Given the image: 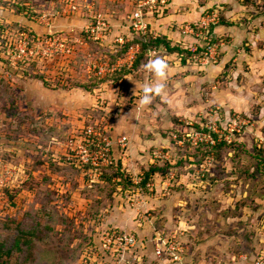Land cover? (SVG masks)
<instances>
[{"label":"rangeland","instance_id":"1","mask_svg":"<svg viewBox=\"0 0 264 264\" xmlns=\"http://www.w3.org/2000/svg\"><path fill=\"white\" fill-rule=\"evenodd\" d=\"M147 1L0 0V243L10 252L0 264L95 263L96 245L113 231L138 237V247L122 264H210L205 249L196 251L206 243L207 218L216 223L220 215L249 216L255 209V221L263 223L264 65L251 63L256 48L231 32L243 23L234 15L237 0L223 10L203 8L200 21L182 28L188 40L170 41L191 54L184 57L185 71L145 107L135 85L147 83L150 74L136 70L128 52L139 46L142 55V34L159 37L148 20L165 17L173 0L152 7ZM139 12L149 26L146 34L133 27ZM213 13L220 18L214 31L225 21L231 33L212 31L208 41L200 22ZM189 26L195 34H185ZM208 43L218 55L206 64ZM155 50L163 59L170 56L164 48ZM125 69L141 73L134 81H117ZM85 83L86 89L78 86ZM90 131L98 138L94 146ZM137 135L153 145L135 149ZM210 136L215 145L205 139ZM99 140L111 144L108 161ZM218 145V153L211 150ZM129 154L148 158L137 175L127 173L119 159ZM120 164L133 183L114 187L122 182L114 178L109 184L105 174ZM230 190L236 192L235 210L217 205L220 192ZM179 199L188 204L179 206ZM249 225L243 228L247 236L256 229ZM255 232L260 240L264 229ZM160 240L180 251L158 257ZM234 243L238 255L245 252L242 240ZM101 257L98 262L118 263Z\"/></svg>","mask_w":264,"mask_h":264},{"label":"crops","instance_id":"2","mask_svg":"<svg viewBox=\"0 0 264 264\" xmlns=\"http://www.w3.org/2000/svg\"><path fill=\"white\" fill-rule=\"evenodd\" d=\"M205 1L206 0H201V1L200 0H173V2L168 6L169 9L167 8L168 13L166 14L165 17H162L161 19L157 18L153 20H148V23L151 25L152 31L159 33V37L164 36L169 41H175L179 44H182L184 43L185 40H188L185 37H183V34H182L183 26H185L186 23L200 21L199 17L202 15L200 14V10H203V8H207V6L209 5H210L209 7L216 5L220 7L222 10L224 9L223 7L224 5L234 6L233 0H210L209 2L211 4H207V1L206 2ZM256 2L258 4L252 1L250 2L249 0H237L238 5H237V8L235 5L236 12L234 15L237 16V19L240 16L243 19V23H241L238 26L239 30H237V32L235 30H231L228 27V25L227 26L222 25L220 27H217L215 28L214 32L216 36L218 35V33L219 35L221 34L224 35L225 33L228 34L231 32L232 33L235 32L237 37L244 38V42H245L244 45L246 46H248L249 41L250 43L252 42V44L256 48V51L253 52L254 57L251 58V63H258L260 65H264V0H257ZM249 7H251V10ZM227 28H229L231 32L230 30L228 32L226 30ZM186 32L185 34H187ZM175 45L176 44H172V47L173 48L176 47ZM177 55L178 54H173V55H170L164 58L169 66L168 67V78H167L166 84L168 81H170L171 78L172 79L174 78V75L183 73L185 71V65L182 62V57L180 59H177L175 57ZM135 73H141V71L135 72V70H133L132 74L127 76L128 78L126 77L127 81H134L133 75ZM145 73H148V72H145ZM152 75L153 74H150V77L148 78L147 81L151 84H154L156 82V79L154 75L153 76ZM74 82H77V83L80 82L77 75L74 76ZM143 85L144 84H140L139 82V84L135 85V87L140 90L141 89L143 90L142 88ZM77 89L80 90L79 87H77L75 90ZM142 90L140 91V93H136V95L143 96ZM131 92L134 93V90L131 89ZM140 120L141 119H137V118L134 119V121L137 124L139 122H142V120L141 121ZM131 145L135 147V149L138 148L140 151H144V150L147 151L150 145H153V143H150L148 139H146L145 137H142L141 135H137L136 140H134L131 143ZM136 146H139V147H136ZM139 157L135 158V155L132 157V154H129V157L127 155V156H122L119 159L122 165L124 166V168L126 169L127 173L137 175L139 171L144 169L142 164L144 165L146 161H148L147 157H142V158L140 157L141 159ZM128 166L130 168H127ZM198 190L199 189H193L192 192L195 193ZM235 193L236 192L232 190H230L229 192L228 191L220 192V196L217 198L218 199L217 205L218 204L221 205L223 209L233 210L234 208L235 210L236 207L233 206V204L237 201L235 200ZM212 195L213 193L209 194L211 198H212ZM178 203H179L178 204L179 206H182L185 204L187 205L188 201L181 202V199H179ZM237 204L238 202H236V206ZM256 206H254L253 208H255ZM211 207L213 209L214 206H211ZM247 212L249 211H245L244 214L246 213V215H242V216L236 214L237 215L236 218H229L228 215L226 214L220 215L219 220L216 221V223H213V216L209 215L210 217L207 218V221L205 223L207 224L205 226V229L207 230H205L204 232V234H206L205 236L206 243L204 245H201L199 248H196V251L198 249H205L206 252H208L209 255L211 256L210 264H256L257 258L260 257L261 253H263V250H264L263 245H262V243L264 244V233L261 232L264 229V221L262 224L258 220L257 222L255 221L257 219L255 209H251L250 212H252V214H250L249 216L247 215ZM206 213L207 212H205V215ZM233 216H235V214L231 215L230 217H233ZM239 216L241 217L239 218ZM245 216H247L248 218L247 220L245 219ZM251 217H252V224L249 225V220L251 219ZM245 221L247 224L245 223ZM246 225H249L250 227H256V229L252 228L251 236L245 235L246 231L245 229L243 230V228H245ZM231 226H235V227H231ZM190 227L193 228L194 226H189V228ZM255 231L261 232L263 234L260 236V240H258V237H256ZM254 232H255V235H253ZM238 236H240L239 241L242 240L241 249L246 252V253L243 252L240 255H238L239 254L238 249H237V252L235 251V249L233 250V253L231 251V246L233 244V241ZM246 238L249 239L247 242H246ZM245 242L246 244L247 243L250 244L249 246L246 245V248H244ZM191 252H192L191 257L195 258L197 255L199 256L197 252H194V254H193V251Z\"/></svg>","mask_w":264,"mask_h":264},{"label":"built area","instance_id":"3","mask_svg":"<svg viewBox=\"0 0 264 264\" xmlns=\"http://www.w3.org/2000/svg\"><path fill=\"white\" fill-rule=\"evenodd\" d=\"M169 0H148L145 5H151V7L153 5H157V4H162V5H167L169 2ZM168 2V3H167ZM134 24L133 27L136 31L140 32V33H144L146 34L148 32V24H146L144 22L143 19V14L142 12L136 13L134 16ZM201 25L202 28L205 30L204 33V39L211 41V39L213 38L212 36V28L219 25L220 23V18L218 13H213L210 15L205 16L204 18H202L201 20ZM187 32L188 34H195V29L192 26H189L187 28ZM94 32V31H93ZM141 49L139 46H132L129 49L128 55L130 56V61H134L133 64L135 63V61L138 60V55L140 53ZM156 53V50L154 51ZM205 55L206 58L204 60V62L207 64L210 61H214L218 55V48L215 44H211L208 43L206 50H205ZM133 66V65H132ZM129 67L131 68L130 64ZM114 72L113 70H109ZM104 70H100L99 74H103ZM90 133V138L93 137L92 140V145L94 146L96 143V140L98 138H96V134H94L92 131L89 132ZM207 140L208 143H211L212 145H215V141L211 138V136L209 137V140L207 138H205ZM202 141V140H201ZM99 146L103 145L104 150H106L105 153H101L102 154V158L104 161H108L107 159H109V151H110V146L111 144L109 142H107V140H99ZM195 145H198L197 142L195 143ZM162 240L159 241V243H157V247H156V255L158 257H162L164 256V254L166 253V250L168 251H180L177 249V247L175 248V243H171V242H164L162 244L161 242ZM177 245V244H176ZM138 247V237L134 234H130V233H126V232H120V231H113V232H109L108 234L105 235L104 239L102 240V244L99 246V251L96 254V256L98 258H102L101 256H106V258H109V256H113L115 258H117L118 263L117 264H122L126 259L129 253H131L134 249H136ZM101 254H100V253ZM178 254V253H176ZM96 258L97 261H95L96 264H105L103 261H99V259ZM175 260L179 261V254L178 257L177 255H175ZM85 264H92L89 262H86ZM256 264H264V259H260L259 261L256 262Z\"/></svg>","mask_w":264,"mask_h":264},{"label":"trees","instance_id":"4","mask_svg":"<svg viewBox=\"0 0 264 264\" xmlns=\"http://www.w3.org/2000/svg\"><path fill=\"white\" fill-rule=\"evenodd\" d=\"M223 24L222 25H227V23L225 21H222ZM226 23V24H225ZM211 31H214V29L212 28ZM137 42L140 44V46L142 47V55L138 57L137 62L135 63V65L133 67L136 68V70H139L143 67V65L147 62L148 60V53L152 50V49H166V51L168 52V54L173 55V54H179L182 57V62L183 64H185L187 61L184 58L185 55H191L189 54V52H185L184 50H182V48H180V46H176V47H172L171 42L164 36H160L157 38H153L152 35H150L149 33L146 35H143L138 38ZM130 45L125 47V50L123 51L124 53L127 52V50L129 49ZM133 68V69H135ZM133 70H127L125 69V71L121 72L120 75L117 78V81L119 79H124V77L129 76L130 74H132ZM78 86H82V88L86 89L88 87V85L85 83L84 85H78ZM221 146H217V147H213L211 148V150H214L215 152H219L221 149ZM157 172H159V169H151L149 173H147L146 179L144 181V183L141 186V189L143 190V188H145V186L147 185L148 181L150 180L152 175H155ZM106 178L108 179V183H113V179H118L120 181V183L122 182V184H115L114 187H117L118 185H122V186H128L131 185L132 180L128 178L127 175H125V173L122 170L121 164L118 168H112L110 170H108L106 172ZM115 181V180H114ZM133 187V186H132ZM140 190V189H139ZM109 198V197H108ZM101 205L104 204V202H100ZM239 237L236 238V242H239ZM20 245V241L17 242V246ZM5 245L0 243V259L3 258L4 256L10 255V252H5L4 250ZM235 249V243L232 244L231 246V251L233 253V250ZM96 251H99V247L96 245L95 249ZM89 259V263L92 264H96L92 262L91 258Z\"/></svg>","mask_w":264,"mask_h":264},{"label":"clouds","instance_id":"5","mask_svg":"<svg viewBox=\"0 0 264 264\" xmlns=\"http://www.w3.org/2000/svg\"><path fill=\"white\" fill-rule=\"evenodd\" d=\"M148 57V63L143 65V67L148 73L154 75L156 82L154 84L145 83L143 85V96L141 97L140 104L145 107L152 104L154 97L163 96L165 93L169 67L167 62L157 56L154 51H150ZM152 57L156 58L153 59Z\"/></svg>","mask_w":264,"mask_h":264}]
</instances>
